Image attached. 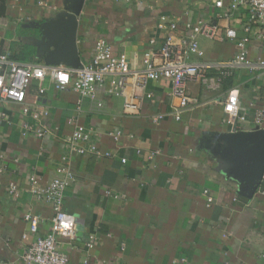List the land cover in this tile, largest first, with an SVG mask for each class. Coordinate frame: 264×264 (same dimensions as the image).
<instances>
[{
  "label": "crops",
  "instance_id": "crops-1",
  "mask_svg": "<svg viewBox=\"0 0 264 264\" xmlns=\"http://www.w3.org/2000/svg\"><path fill=\"white\" fill-rule=\"evenodd\" d=\"M215 1L83 0L77 13L81 62L90 61L95 43L102 40L112 56L140 69L145 51L157 49L168 35L176 44L186 43L185 23L198 19L218 24L219 30L214 38L198 37L203 55L193 54L191 61L216 73L234 57L238 47L226 38V27L246 39V58L255 60L262 46L256 28L244 30L246 10L231 9L228 19H220L216 14L229 0H222V8L214 7ZM71 3L0 0V53L44 65L46 49L29 23L54 18ZM159 22L164 26L158 27ZM229 72L216 89L190 82L191 103L179 121L172 116L177 99L166 80L148 83L153 97L137 113L125 112L108 85L97 93L100 108L88 98L80 100L71 86L55 88L49 79L29 84L22 102L0 98V264H22L24 248L50 230L51 205L31 192L30 177L40 184L54 177L66 153L63 139L73 129L70 118L91 129L98 147L110 156L70 157L75 181L64 193L63 209L76 217V224L72 238L57 239L69 264H264V175L256 191L245 192L242 177L220 166L224 134L264 129V122L258 128L253 120L264 109V72L245 65ZM231 89L238 91L245 118L236 124L223 110ZM24 105L28 115L22 113ZM44 109L47 116L41 114ZM25 121L45 123L49 133L43 138L23 135ZM116 129L122 133L117 142L109 135ZM11 182L16 195L9 191ZM203 189L212 198L208 206ZM27 214L36 215L39 223L35 235L23 238L29 231ZM88 235H94L92 248Z\"/></svg>",
  "mask_w": 264,
  "mask_h": 264
},
{
  "label": "built area",
  "instance_id": "built-area-1",
  "mask_svg": "<svg viewBox=\"0 0 264 264\" xmlns=\"http://www.w3.org/2000/svg\"><path fill=\"white\" fill-rule=\"evenodd\" d=\"M213 4L214 7H224L222 0H216ZM227 4V7L216 14V17L228 19L231 15L230 10L238 7L246 10L247 20L244 30L256 28L262 46V54L255 60L246 58V39H239L234 29L226 27L224 31L226 38L235 41L238 47L234 57L216 68V73H210V67L205 63L191 61V55L198 57L203 55V51L199 49L198 37L214 38L219 30L218 24H210L198 19L194 24L185 23L184 31L188 33L186 43L176 44L172 41V36L168 35L157 49L145 51L140 69L130 67L122 57L112 56L107 44L102 40L95 43L90 61L81 64L78 68L62 63L55 65L21 63L13 59L9 52L0 53V98L22 102L29 84L33 81L42 83L45 79H49L55 88L71 86L80 96V100L88 98L100 108L103 103L97 98V93L102 86L108 85L109 93L122 99V108L125 112L137 113L144 102L150 101L153 97L152 92L148 90V83L166 80L170 85L171 95L177 99L172 116L179 121L183 113L189 110L191 103L188 86L190 82L198 81L210 89H216L235 66L245 65L251 71L264 72V0H229ZM163 26V23H158V27ZM169 27L174 30L175 24L172 23ZM44 89L43 84L39 86L40 93ZM80 100L77 109L80 108ZM223 110L228 114L229 122L233 124L245 120L239 112L237 89L228 91ZM22 113L28 115V105L22 107ZM41 114L47 116L48 110L44 109ZM253 120L259 128L264 122V109L257 111ZM67 123L73 124V129L63 139L66 153L60 158L54 177L44 184H40L34 175L30 177L31 192L38 199L45 200L51 205L52 215L50 230L43 236H34L24 248L21 254L22 264H69L67 254L58 248L57 239L63 236L72 238L76 224V217L63 209L64 193L75 181V175L70 168V157L73 154L81 157L110 156V151H102L98 147L91 129L80 122H73L71 118L67 119ZM20 128L23 135L33 132L37 138H43L49 133L45 123L35 125L25 121L21 123ZM121 134L117 129L109 132L115 142ZM149 157H152V154ZM125 161V158L121 159L122 163ZM17 190L16 184L11 182L9 191L16 195ZM202 192L207 197L206 205H210L212 198L208 189H203ZM24 218L29 221V231L22 237L25 238L27 234L35 235L39 218L30 214L25 215ZM93 245L94 235H88L87 246L92 248Z\"/></svg>",
  "mask_w": 264,
  "mask_h": 264
},
{
  "label": "water",
  "instance_id": "water-1",
  "mask_svg": "<svg viewBox=\"0 0 264 264\" xmlns=\"http://www.w3.org/2000/svg\"><path fill=\"white\" fill-rule=\"evenodd\" d=\"M70 1V0H66ZM68 10L42 22H30L45 47L47 65L81 66L77 47V13L83 0H72ZM221 167L231 169L243 179L242 189L254 192L264 175V129L239 130L223 135Z\"/></svg>",
  "mask_w": 264,
  "mask_h": 264
}]
</instances>
